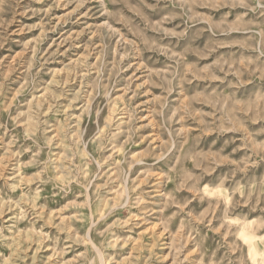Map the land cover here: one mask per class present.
Returning a JSON list of instances; mask_svg holds the SVG:
<instances>
[{
	"label": "rangeland",
	"instance_id": "374dc122",
	"mask_svg": "<svg viewBox=\"0 0 264 264\" xmlns=\"http://www.w3.org/2000/svg\"><path fill=\"white\" fill-rule=\"evenodd\" d=\"M0 264H264V0H0Z\"/></svg>",
	"mask_w": 264,
	"mask_h": 264
}]
</instances>
